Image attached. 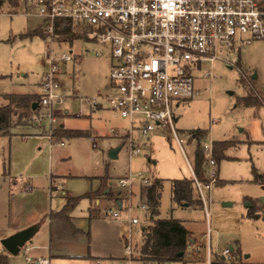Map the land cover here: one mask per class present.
I'll list each match as a JSON object with an SVG mask.
<instances>
[{"label": "rangeland", "instance_id": "374dc122", "mask_svg": "<svg viewBox=\"0 0 264 264\" xmlns=\"http://www.w3.org/2000/svg\"><path fill=\"white\" fill-rule=\"evenodd\" d=\"M23 12L24 5L19 1L16 3L5 1L0 5V94L2 95L23 93L28 90L29 86L41 83L42 74L46 68L44 56L49 48V42L43 34V20L36 16L25 15ZM67 41L56 46L57 51H64L69 49V44H72L76 53L75 62H68L65 65L67 73L64 74L65 77H61V80L65 81V87L70 90L79 89L82 96L94 95L98 90L101 94L110 93L108 85L110 84L111 60L109 57L97 56L95 54L97 44L88 41L85 37L74 39L73 42L68 39ZM239 68L248 79L257 74L254 81L255 86L259 92L264 93V41L257 40L243 45L214 63L205 62L204 68L196 72V83L203 90V94L192 100H184V104L176 109L178 116L176 128L183 139L182 144L178 142L173 130L159 127L149 134L148 139L144 141L145 144L141 142L143 143L141 154L131 157L127 134H123L128 127L127 121L114 112L103 109L92 113V118L67 117L61 120H65L67 126H90L92 121V129L100 133L113 134L112 138L92 136L98 143V148H94L91 138L62 137L60 140H64L66 145L53 150L51 163L49 150L44 145L42 149L36 148L41 169L37 172H44L48 168L49 172L51 170L54 175L72 176L67 184L64 183L65 188L79 193L78 196H83L87 191L98 188V181L101 177L107 176L109 185L106 186V190H111L112 197L108 199L106 196L102 208L115 207L114 199L120 194L127 198V191L119 185L120 178L128 177L130 173H133V176H136L135 184L141 181L136 175L138 173H143L151 183L154 178H161L163 189L159 216L173 217L182 221L192 229L193 236L197 237L194 236L197 243H193L192 248L188 249L187 259L192 260L194 253L199 252L200 246L204 243L207 246L205 259L198 253V257L202 260L191 264H207L209 249H212L213 258L216 252L225 248L230 249V246L235 252L240 249L242 256L250 254L249 262L264 263L263 219L260 218L257 223L250 221L252 219L247 217L245 201L248 197L260 199L264 196L261 187L264 184L256 181L253 172L256 168L260 174L264 175V107L245 106L239 103L240 97L248 92V83L242 77L243 74ZM210 69L214 74L212 79L203 76V73ZM229 91H233V94H229ZM2 95H0V105L8 102ZM81 103L79 99L72 103L71 108L75 113L81 108ZM103 105L109 109L107 102L104 101ZM84 106L88 112L86 115H89L87 110L89 105L84 104ZM68 120L76 121L68 122ZM26 122L25 125L14 129L41 136L39 134L42 132L37 126L31 124L29 120ZM112 127L118 128L119 131L114 132ZM195 129L203 130V134L194 135L193 130ZM138 135L136 133L135 136L139 140ZM191 136L194 138L192 141H190ZM41 137L49 141L48 138ZM119 138L124 143L123 149L118 158H110L109 149L121 143ZM222 140L233 141V145L224 151L225 157L217 161L219 174L212 189L209 217L206 216V209H204L206 205L201 198L202 194L195 189L194 185H192L193 198L202 200L203 206L173 205L171 182L173 179L192 176L190 165L195 159L198 143L204 153L203 173L207 181L204 145ZM5 149L7 150V147ZM19 168L18 171H22L23 165ZM22 173L27 174L24 171ZM0 176V222L4 226H8L9 220L12 225L21 224L38 211L50 213L56 208L57 203L63 200L62 197H57L52 201L49 192H44L40 188L39 190L34 188L32 192L21 187L16 188L6 175H2L1 170ZM102 189L100 195H103ZM55 193L52 194L55 196ZM133 195L132 188V196L124 201L134 207V215L142 219V224L134 233L132 258L143 260L141 254L143 229L149 228L153 221L150 212L147 214L143 211L140 208L143 203ZM84 199L86 197L80 199V202ZM224 202H230L233 205L224 207ZM129 216L128 211H123L121 217L124 221H119V223H127ZM209 224L217 231L212 236H209L207 232ZM126 229L124 228L123 231L127 235ZM2 233L0 234V248H2L1 241L4 238ZM199 239H202L204 243ZM30 244L28 242V245ZM26 254L22 249L19 258L25 260ZM231 259L232 254L226 260ZM154 264L183 263L154 262Z\"/></svg>", "mask_w": 264, "mask_h": 264}, {"label": "built area", "instance_id": "2783aa9c", "mask_svg": "<svg viewBox=\"0 0 264 264\" xmlns=\"http://www.w3.org/2000/svg\"><path fill=\"white\" fill-rule=\"evenodd\" d=\"M17 1L24 5L23 14L43 20V34L49 42L48 69L40 83L39 106L29 121L52 145L65 144L54 134L61 126V115L70 97L64 91L61 76L65 65L76 60L72 44L68 43L69 49L64 51L56 50V46L68 42L59 39L58 28L84 32L88 41L97 44L95 54L111 60L110 93L88 96L85 101L93 106L103 105L105 101L110 110L129 120L130 126L124 134H127L131 155L141 153L144 141L159 127L173 130L182 144L176 128V109L184 100L203 94L196 83V72L204 68L205 62L214 63L243 45L264 41V0ZM203 76L213 78L214 74L210 69ZM204 150L208 179L202 181L194 175L193 185L207 207L219 168L212 142L205 144ZM133 177L130 174L119 179L127 198L120 194L122 208L114 201L115 208L110 214L123 222L121 213L128 211L127 224L139 226L142 219L124 201L132 196ZM141 178L144 185L151 184L150 179ZM140 208L147 214L150 212L145 203ZM230 254L227 248L222 256L228 259ZM132 255L133 246L128 244V264H134ZM28 260L33 264H50L45 258L28 257ZM144 264H154V261Z\"/></svg>", "mask_w": 264, "mask_h": 264}, {"label": "crops", "instance_id": "0c3cea01", "mask_svg": "<svg viewBox=\"0 0 264 264\" xmlns=\"http://www.w3.org/2000/svg\"><path fill=\"white\" fill-rule=\"evenodd\" d=\"M48 51H49V48L44 56V65L46 68L43 71V74L48 69V54H49ZM65 73L67 72H64L62 74L61 76L62 78L63 76L65 77L64 75ZM62 82H63L64 91L67 94H70V97L67 100L64 113H63L65 115L63 114L61 115L62 119L67 118V117L92 118V115H93L92 113L96 111H102L103 109L112 111L106 108L105 105L93 106L92 104L86 102L85 98L88 97L87 95L85 96L80 95L79 89H76V88L73 90L67 89L65 87L66 86L65 81H63V79H62ZM108 88H109V85H108ZM41 93H42V89H41L40 82H39L34 86L32 85L29 86L26 92L15 93V94H35V95H38L40 98ZM97 94H101V91L98 90L96 94L94 95H97ZM94 95H90V96H94ZM77 99H79L82 103H81V108L79 109V111L75 113L73 111V108H71V105ZM84 104L89 105L88 106L89 108L87 109L89 111V115H86L88 112H86ZM114 113L117 114L116 112ZM117 115L121 117L119 114ZM121 118L127 121L126 125L128 123V127H129L130 126L129 120L123 117ZM72 121H76V120H68V122H72ZM91 122L89 124L90 126H70V125L67 126L65 124V120H62L61 126H63V128L67 130H81V131L87 132L88 135L85 137L91 138L93 142L92 143L93 147L98 148V143L97 141L94 140L92 136L95 135L97 138H100V137L104 138L105 136H107L106 138H112L113 134L100 133L98 130L92 129ZM177 122H178V119H177ZM112 130L114 132L119 131L118 128H115V127H112ZM12 132L13 134L11 136L0 135V138H1L0 149H2L0 150V170L2 172V175H6L10 183H14L16 188L21 187L23 189H26V191L29 190L28 192H32L35 189L39 190L40 188V190H43L44 192L45 191L49 192L48 194H50V199L52 201L53 199L57 197H62L63 200L62 202L57 203L56 208L52 210L50 213L48 212L43 213L42 211H38L37 214H34L33 217L28 218L26 221H24L21 224L12 225L9 220V222H7L8 226H4L0 222V231L3 232L2 234L4 238H7L15 234L16 232L29 228L31 226L38 225V230L33 235L31 240L28 241L31 244L28 245V242H27L24 245V248L20 249V252L22 249H24L25 252L27 253L24 258L25 260H22V258H19L20 252L16 255L11 254L3 246V244H1L2 248H0V253L8 255V264H33L32 262H30V260H28V257L30 259H37V258L49 259L50 264H99V263L101 264H126V261H128L126 260L127 258L126 248L128 244H131V245L134 244L133 243L134 233L137 232V229L139 227L135 225H128L127 223L120 224L119 221H116L110 214V210L114 209L115 207H110V208L107 206L104 208L101 207L104 202V199L106 198V195H105L106 188L102 189L101 180L98 181L99 182L98 188L91 189L90 191H87L86 193L88 192L95 193L96 191L99 193L100 190L102 189L103 195L99 194L92 198H86L81 202L79 201L80 203L78 202L77 205H75L67 214L71 219L70 222L63 217H58V218L51 217L52 213L61 211L62 208L67 203V201L70 198L77 197L79 193H76L71 190L69 191L65 188L64 183L66 182L67 184V182L69 181L68 179L72 176L54 175L51 172V170L49 172L48 168L44 172H41V173L37 172L38 170H41V169H40L38 159H37L39 157V154L37 153L36 148L42 149L44 145L50 152V163H51L53 150L55 148L64 147L66 143L64 145H52L50 144L48 140L42 138L41 136L34 135L32 133L17 131L15 129H13ZM114 138H117V137H114ZM35 140L37 142H35ZM222 141H226V140H222ZM120 142L121 143L116 146H119L121 144H123L124 146L122 139H120ZM214 142L215 141H212V144H214ZM5 147H7V150L5 149ZM232 147H236V146H232ZM112 148L114 147H111L109 151ZM122 149L123 147L119 151L118 157ZM140 154L141 153L137 154V156ZM130 156L134 157L136 155L130 154ZM233 158L234 157H232V159ZM21 165H23V169L22 171H18L20 170V168L18 169V167H21ZM190 168L192 170V176L194 177L193 163L190 165ZM23 171L26 172L27 174H23L22 173ZM130 174H133V173H130ZM136 175L137 177L141 179V181L138 184H135L136 176L133 177V193H134L133 197H137L136 199H139L140 202L143 203V198H141V196H142V189L145 186L142 182L141 176H144V174L138 173ZM43 179L46 181L43 182L42 181ZM219 180H223V179H219ZM57 186H61V189L58 190ZM261 187L264 191V185H261ZM212 189L209 193L210 202L207 205V207L204 208L206 209L207 218L209 217L210 211H211ZM171 190H172V182H171ZM53 192H56L55 196L52 194ZM224 204L225 202L223 203L224 207L229 206V205L225 206ZM173 205L179 206L175 202L173 203ZM231 205L233 204L231 203ZM173 209L174 208H172V210ZM250 221H254L253 223H257L258 221H260V219H257V220L252 219ZM263 223H264V219H263ZM183 225L187 229H189L191 232H193L192 229L188 225L184 223ZM254 225L256 226V224ZM3 226H4V229H3ZM124 228H127L126 229L127 235L124 234V231H123ZM207 232L209 236H212V234L217 231H215L209 224ZM199 240L202 241V239H199ZM26 248H28V250H26ZM190 248H192V246H190L189 249ZM206 248L207 246L204 243L202 246H200V250L198 252L199 256L203 257L204 259L207 254L205 252ZM224 250L218 251L216 252V254L222 255ZM212 254H213L212 249H209L208 257L206 258L208 260V262H206L207 264H210L211 259H212ZM245 258L247 260H250L251 258L250 254L246 255ZM133 262H135L136 264L137 263L144 264V261L141 259H133ZM172 263H178V262H172ZM191 263H196V261H191L187 264H191Z\"/></svg>", "mask_w": 264, "mask_h": 264}, {"label": "trees", "instance_id": "16d2710c", "mask_svg": "<svg viewBox=\"0 0 264 264\" xmlns=\"http://www.w3.org/2000/svg\"><path fill=\"white\" fill-rule=\"evenodd\" d=\"M16 3L17 0H13ZM3 1H0V5ZM264 9V1L262 4ZM57 33L59 34V39H68L71 42L74 39L85 37L84 32L80 30H72L70 27L58 28ZM241 73L243 71L239 68ZM248 83V92L246 95L240 97L239 103L245 106H255L264 107V93L259 92L255 86V78H246L243 74L242 76ZM242 78V79H243ZM249 81V82H248ZM4 99L8 102L6 104L0 105V135L11 136L13 134V129L20 125H25L26 120L30 119L33 113L32 104L39 100V96L35 94H4L2 95ZM65 115V114H63ZM56 139L62 137H84L88 133L81 130H67L63 126H60L56 132ZM193 134H203V130L195 129ZM196 137V136H195ZM201 137V136H200ZM194 138L191 136L190 141ZM233 145V141H218L214 142V155L217 161H221L225 157L224 151ZM203 163H204V153L200 149L199 143L195 150V159L193 162V170L196 178L202 181H206L203 173ZM255 179L257 182L264 184V175L260 174L256 168L253 169ZM108 177H101V187L106 188L108 184ZM194 182V177H185L182 179L172 180V199L179 206H189L191 204H196L203 206L202 200H195L192 193V185ZM221 183V182H220ZM163 189V179L154 178L153 182L145 186L142 189L143 203L147 204L150 208V215L152 218V225L149 228H144L143 244L141 247V254L144 261H154L158 263L164 262H182L187 264L190 261H200L202 260L198 257V252L194 253L193 259H187V253L189 247L193 243H197L196 238H194L193 233L187 229L183 223L173 217L161 218L160 215V205L161 196ZM101 191V190H100ZM110 192H106V196L109 199L111 196ZM97 191L95 193L88 192L83 196H77L70 198L61 211L52 213L51 217L58 218L63 217L69 222L70 217L67 215L68 212L75 206L83 197L92 198L99 195ZM114 201L117 203L122 202V199L116 197ZM247 207V217L249 219H264V203L260 199L246 198ZM232 259L227 261L225 257L219 256L218 254L213 255L210 264H264V263H253L249 262L244 255L242 256V251L239 249L235 252L231 249ZM239 256V257H238ZM239 258V260H237ZM245 260V261H244ZM247 260V261H246ZM0 264H8V255L0 253Z\"/></svg>", "mask_w": 264, "mask_h": 264}, {"label": "water", "instance_id": "95a60500", "mask_svg": "<svg viewBox=\"0 0 264 264\" xmlns=\"http://www.w3.org/2000/svg\"><path fill=\"white\" fill-rule=\"evenodd\" d=\"M253 78H257V74H254L252 76ZM229 94H233V91H229ZM39 106V102L36 101L32 104V109L35 110L36 108H38ZM123 147V144L112 148L109 151V156L110 158H117L118 157V153L121 150V148ZM106 192H110L109 190H106ZM261 201L264 203V196L260 197ZM119 208H122V202L119 201L117 202ZM225 206L231 205V203L229 202H225L224 204ZM38 230V225H34L31 226L29 228H26L24 230L18 231L15 234L4 238L2 240V244L3 246L8 250V252H10L11 254H18L20 252V249L28 242L31 240V238L33 237V235L36 233V231ZM230 249H232V246H230ZM248 255V254H247Z\"/></svg>", "mask_w": 264, "mask_h": 264}]
</instances>
